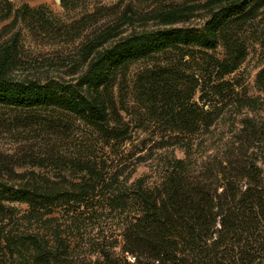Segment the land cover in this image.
<instances>
[{
    "label": "rangeland",
    "instance_id": "1",
    "mask_svg": "<svg viewBox=\"0 0 264 264\" xmlns=\"http://www.w3.org/2000/svg\"><path fill=\"white\" fill-rule=\"evenodd\" d=\"M207 1L0 0V74L12 61L6 73L13 80L76 85L93 58L84 47L109 27L121 26L111 45L144 31L200 29L209 19L204 9L171 26L149 20V13ZM125 14L132 23H121ZM241 39L246 57L230 74L217 69V62L226 59L223 45L133 64L115 87L107 124L109 132L123 133L121 139L65 113L34 117L0 107V183L15 189L34 183L67 189L89 181L94 188L87 204H60L40 212L26 203L2 201L0 264H41L35 250L44 245L67 246L69 264L99 261L105 252L134 262L122 250L126 223L138 211L133 192L139 183L144 188L160 184L175 160L216 181L231 158L243 155L264 183V136L261 142L245 138L247 124L257 130L264 126V92L257 86L264 68V11L244 28ZM165 67L178 70L179 89H195L194 102L212 117L209 127L182 132L162 107L142 95L139 80ZM120 198L126 203H115Z\"/></svg>",
    "mask_w": 264,
    "mask_h": 264
},
{
    "label": "trees",
    "instance_id": "2",
    "mask_svg": "<svg viewBox=\"0 0 264 264\" xmlns=\"http://www.w3.org/2000/svg\"><path fill=\"white\" fill-rule=\"evenodd\" d=\"M197 8L209 13L200 29L144 31L111 45L121 26L109 27L84 47L93 58L76 85L13 80L6 73L9 62L0 74V107L34 117L42 112L65 113L121 139L123 133L109 132L107 124L115 107V87L133 64L183 50L215 51L223 45L226 59L217 62V69L222 74L233 73L246 57L241 33L264 11V0H208L200 6L152 10L149 20L171 26ZM121 19V23L133 21L126 14ZM177 71L170 67L159 73L153 70L139 80L141 93L150 105L162 107L180 131L194 134L202 125L209 127L212 117L194 102L195 89H179ZM257 86L264 92V68L257 75ZM246 127L248 141L263 140L264 126L261 130L252 124ZM244 159L243 155L231 158L216 181L203 172L194 173L184 160H175L154 188L139 183L133 192L138 211L126 223L122 246L135 261L105 252L99 261L86 264H264V183L258 169ZM85 170L94 176L91 165ZM93 191L89 181L67 189L35 183L15 189L0 183V205L2 201L21 202L32 211H47L60 204H87ZM118 202L126 203L122 198ZM67 251V246L44 245L36 246L35 253L41 264H69Z\"/></svg>",
    "mask_w": 264,
    "mask_h": 264
}]
</instances>
